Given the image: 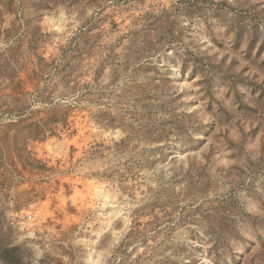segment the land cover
I'll list each match as a JSON object with an SVG mask.
<instances>
[{
  "label": "rangeland",
  "instance_id": "rangeland-1",
  "mask_svg": "<svg viewBox=\"0 0 264 264\" xmlns=\"http://www.w3.org/2000/svg\"><path fill=\"white\" fill-rule=\"evenodd\" d=\"M113 262L264 264V0H0V264Z\"/></svg>",
  "mask_w": 264,
  "mask_h": 264
},
{
  "label": "trees",
  "instance_id": "trees-1",
  "mask_svg": "<svg viewBox=\"0 0 264 264\" xmlns=\"http://www.w3.org/2000/svg\"><path fill=\"white\" fill-rule=\"evenodd\" d=\"M66 121H62V126H65ZM52 124L51 122H49V120H44V121H41V120H38V121H35L34 123H32V126L31 128L29 129L28 131V136L30 137H35V138H43L46 136V132L49 131V134L48 135H55V131H57V127H50L49 125ZM50 127V128H48ZM113 261H116V258L113 257ZM113 264H116L113 262Z\"/></svg>",
  "mask_w": 264,
  "mask_h": 264
}]
</instances>
